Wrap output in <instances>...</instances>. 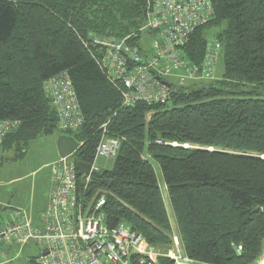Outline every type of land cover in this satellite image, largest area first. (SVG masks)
I'll use <instances>...</instances> for the list:
<instances>
[{"label":"trees","instance_id":"16d2710c","mask_svg":"<svg viewBox=\"0 0 264 264\" xmlns=\"http://www.w3.org/2000/svg\"><path fill=\"white\" fill-rule=\"evenodd\" d=\"M151 1L0 0V121L20 124L0 155L12 150L22 158L30 143L60 132L46 83L67 73L84 118L79 131L65 133L82 144L75 163H93L104 130L107 137L123 139L111 169L94 172L86 190L89 199L105 196L109 224L125 223L166 252L177 236L194 264H259L264 256V0H212V20L184 47L187 60L202 66L211 42L207 30L219 29L214 40L224 75L218 86L214 80L196 90L182 87L165 105L125 108L119 88L100 66L106 49L95 41L128 38L127 44L138 46L142 34L134 36L145 25ZM79 184L85 185L81 177ZM25 261L32 264L28 256ZM158 264L175 262L162 257Z\"/></svg>","mask_w":264,"mask_h":264},{"label":"built area","instance_id":"2783aa9c","mask_svg":"<svg viewBox=\"0 0 264 264\" xmlns=\"http://www.w3.org/2000/svg\"><path fill=\"white\" fill-rule=\"evenodd\" d=\"M213 15L212 0H152L145 25L139 31L144 36L142 40L149 43L147 51L127 44L128 38L95 41L106 49L100 66L107 79L119 88L123 107L165 105L177 87H185L190 80L214 78L218 41L207 44L200 67L192 65L183 51L191 36L208 25ZM46 89L58 115V130L79 131L84 118L68 74L50 79ZM19 126L16 120L0 121V151L6 137ZM105 134L106 130L96 148L90 175L79 176L74 156L60 158L52 165L54 185L47 208L37 222L26 211H6L0 202V213H6L0 220V264L16 261L29 247L38 252L28 255L32 264H158L162 257L175 264H194L184 255L177 236L173 237L176 250L161 253L125 223H108L103 210L105 196L87 197L91 177L100 169L98 163L113 161L123 141ZM79 177L84 179V187Z\"/></svg>","mask_w":264,"mask_h":264},{"label":"rangeland","instance_id":"374dc122","mask_svg":"<svg viewBox=\"0 0 264 264\" xmlns=\"http://www.w3.org/2000/svg\"><path fill=\"white\" fill-rule=\"evenodd\" d=\"M208 31V32H207ZM208 39L214 40L216 34L219 33V29H209ZM141 32L136 34L141 35ZM144 36L137 39L138 47L142 50L147 51L148 41L142 40ZM224 75V64L221 58L217 67L215 68L214 78L212 80L200 81V80H190L185 85L186 88L191 90H196L204 87L208 82H213L217 86L218 82L223 78ZM175 86V85H174ZM178 86V85H177ZM181 89V87H177ZM60 132H55L51 136L40 137L38 140L29 144L25 149L26 154L22 158H15L14 151H7L3 156V164L0 166V202L7 206V208L20 209L26 211L27 213L34 212L35 214L40 213L49 198L51 189L54 185L52 165L60 159L58 150V139ZM188 148V146H185ZM101 168H111L112 161L103 160L98 163ZM155 168L161 183L164 200L166 203L169 216L172 219V225L175 227L174 214L172 211V206L167 195V191L163 185L164 181L161 175L159 166L155 164ZM99 169V170H100ZM158 248V247H157ZM161 248V249H160ZM161 253H165L166 249L164 247H159ZM158 249V250H159ZM170 252L176 250L174 241L168 248ZM38 254L37 250L33 247H29L24 253L12 264H28L25 258L28 255ZM161 259V258H159ZM264 263V256L259 262V264Z\"/></svg>","mask_w":264,"mask_h":264},{"label":"water","instance_id":"95a60500","mask_svg":"<svg viewBox=\"0 0 264 264\" xmlns=\"http://www.w3.org/2000/svg\"><path fill=\"white\" fill-rule=\"evenodd\" d=\"M167 85H169L167 83ZM80 143H78L73 137L68 134L61 133L58 139V150L60 158H69L76 154L80 149ZM76 168L79 176H88L92 172V165L81 161L76 162ZM31 261L32 258H29Z\"/></svg>","mask_w":264,"mask_h":264},{"label":"crops","instance_id":"0c3cea01","mask_svg":"<svg viewBox=\"0 0 264 264\" xmlns=\"http://www.w3.org/2000/svg\"><path fill=\"white\" fill-rule=\"evenodd\" d=\"M1 157H2V159H3V156H4V153H1V155H0ZM59 160V159H58ZM57 160V161H58ZM101 162V161H100ZM105 169V168H104ZM107 169V168H106ZM108 169H111V168H108ZM49 197H50V195H49ZM2 203V202H1ZM48 203H49V198H48V200H47V203H46V205H45V207H44V209L40 212V213H38V214H35L34 212L32 213V212H30V213H28L29 215H30V217L34 220V221H38L39 220V216H40V214L47 208V205H48ZM12 209V208H11ZM8 210H10V209H8ZM7 211V210H6ZM5 213V212H4ZM6 214V213H5Z\"/></svg>","mask_w":264,"mask_h":264},{"label":"bare ground","instance_id":"6f19581e","mask_svg":"<svg viewBox=\"0 0 264 264\" xmlns=\"http://www.w3.org/2000/svg\"><path fill=\"white\" fill-rule=\"evenodd\" d=\"M2 150V149H1ZM102 196H104V195H101L100 197H102ZM100 197H98L97 199H99ZM264 264V263H263Z\"/></svg>","mask_w":264,"mask_h":264}]
</instances>
